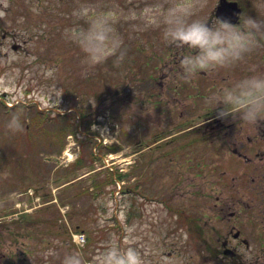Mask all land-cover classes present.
Segmentation results:
<instances>
[{
    "label": "rangeland",
    "instance_id": "obj_1",
    "mask_svg": "<svg viewBox=\"0 0 264 264\" xmlns=\"http://www.w3.org/2000/svg\"><path fill=\"white\" fill-rule=\"evenodd\" d=\"M238 1L243 11L250 7ZM170 2L0 0V256L61 264L75 249L85 264H98L115 241L137 248L144 264H225L220 235L235 216L261 210L243 179L244 158L233 152L249 151L242 145L257 124L224 130L223 105L210 109L208 97L249 63L264 67V47L248 61L185 80L188 50L166 41L157 24ZM190 2L203 5L197 11L211 14L210 22L216 17L219 0ZM82 6L88 18L116 16L120 54L102 63L87 58L76 38L88 22L75 14ZM69 110L79 115L77 132L64 137L59 114ZM12 116L20 131L10 130ZM120 172L130 175L121 181ZM177 208L195 217V228L173 214ZM77 230L88 235L85 246L73 241Z\"/></svg>",
    "mask_w": 264,
    "mask_h": 264
},
{
    "label": "clouds",
    "instance_id": "obj_2",
    "mask_svg": "<svg viewBox=\"0 0 264 264\" xmlns=\"http://www.w3.org/2000/svg\"><path fill=\"white\" fill-rule=\"evenodd\" d=\"M198 7L203 5L171 0L156 14L164 39L188 50L183 59V79L195 81L202 71L238 65L264 47V0H250V7L245 4L239 22L218 16L210 22L212 15L199 13ZM75 14L89 17L83 6ZM76 38L92 63H102L108 56L120 54L124 43L116 16L107 11H97L88 18ZM208 100L210 109L223 105L219 108L221 117L232 116L250 125L258 124L264 119V67L249 63L246 74L234 79L230 86L212 91ZM186 103H191V98ZM9 128L12 132L20 131L23 123L12 116ZM61 264H85V258L74 249L62 255ZM98 264H144V261L137 248H121L113 241L98 258Z\"/></svg>",
    "mask_w": 264,
    "mask_h": 264
},
{
    "label": "flooded vegetation",
    "instance_id": "obj_3",
    "mask_svg": "<svg viewBox=\"0 0 264 264\" xmlns=\"http://www.w3.org/2000/svg\"><path fill=\"white\" fill-rule=\"evenodd\" d=\"M261 120L264 121V119ZM244 124L247 123L232 116L223 117L222 126L224 130H235L238 126H244ZM254 131V135H248V139L242 145L247 146L249 151L233 150V152L244 158L246 166L243 168V179L247 186L257 192L255 196L259 202L256 207H261V210L258 214L248 211L245 219H242L239 215L235 216L236 220L231 221V231L226 232L225 237L223 233L220 235L221 247L217 246L220 250L218 256L225 264H264V122H259L257 131L256 128H254ZM254 161L257 162L254 163ZM235 162V159H232V165H228V167H233ZM222 173L226 175L227 170L222 171ZM222 183L227 191V181L223 180ZM232 215L235 214L232 212L230 217ZM230 217L229 219H231ZM242 246L246 248V252L240 250ZM250 254L253 257L251 262L245 258L250 257ZM0 264H15V260L0 256Z\"/></svg>",
    "mask_w": 264,
    "mask_h": 264
},
{
    "label": "trees",
    "instance_id": "obj_4",
    "mask_svg": "<svg viewBox=\"0 0 264 264\" xmlns=\"http://www.w3.org/2000/svg\"><path fill=\"white\" fill-rule=\"evenodd\" d=\"M65 115V123H63L60 127H59V131L62 132V134L64 135V137L68 134V133H75V125L77 123V115L74 112H69L64 114ZM38 122L42 123L44 120V117L41 118V116H37L35 118ZM125 174H123L122 172L119 173V178L123 179L125 176ZM187 220L189 221L190 225L194 222L195 225V219L192 218L191 216H187L186 217Z\"/></svg>",
    "mask_w": 264,
    "mask_h": 264
},
{
    "label": "water",
    "instance_id": "obj_5",
    "mask_svg": "<svg viewBox=\"0 0 264 264\" xmlns=\"http://www.w3.org/2000/svg\"><path fill=\"white\" fill-rule=\"evenodd\" d=\"M241 8L235 1L220 0V5L217 8V16L225 19H229L232 22H237L239 19L238 13Z\"/></svg>",
    "mask_w": 264,
    "mask_h": 264
}]
</instances>
